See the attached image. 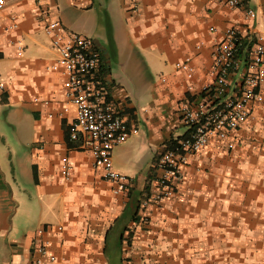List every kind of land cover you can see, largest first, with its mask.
I'll return each instance as SVG.
<instances>
[{
  "label": "crops",
  "instance_id": "crops-1",
  "mask_svg": "<svg viewBox=\"0 0 264 264\" xmlns=\"http://www.w3.org/2000/svg\"><path fill=\"white\" fill-rule=\"evenodd\" d=\"M51 20L95 41L110 99L138 128L113 149L114 169L134 182L127 192H114L88 149L68 154L76 109L65 101L62 71L52 70ZM233 25L264 44V0L236 9L224 0H6L0 139L9 124L22 147L8 160L0 147V264H35L36 232L48 225L44 239L58 261L44 264H264V107L189 158L171 206L142 204L156 188L160 153L188 132L180 108L215 80L214 50ZM187 59L192 77L176 66ZM244 71L230 75L229 94ZM67 154L73 168L64 179Z\"/></svg>",
  "mask_w": 264,
  "mask_h": 264
},
{
  "label": "built area",
  "instance_id": "built-area-1",
  "mask_svg": "<svg viewBox=\"0 0 264 264\" xmlns=\"http://www.w3.org/2000/svg\"><path fill=\"white\" fill-rule=\"evenodd\" d=\"M224 1L231 8L241 7V0ZM5 6L6 0H2L0 10ZM246 17L253 21L256 18L255 10L248 9ZM45 31L58 54L52 70L62 71L65 77V101L76 109L70 133V140L75 146L70 147L68 154L78 148L88 149L96 168L102 169L104 178L112 182L114 192L129 191L133 179L114 169L113 149L136 134L138 128L125 122L110 99L109 88L101 71L102 59L95 41L89 36L69 30L60 20L49 21ZM244 42L246 44L242 50ZM18 49L21 54V42L18 43ZM213 57L215 80L205 85V95L200 101L180 108L188 134L177 139L173 147L165 148L160 153L156 162L159 171L156 188L142 202L145 207L151 202L169 206L176 195V179L181 169L188 164L189 158L203 151L213 136L226 139L230 131L255 119L257 109L264 107V44L252 28L249 27L244 36L237 25L230 26L223 39L217 43ZM176 66L189 77L193 76L194 68L190 59ZM242 66L245 69L243 82L237 92L229 94V77ZM68 154L62 159L64 179L70 177L73 168ZM52 228V225H48L36 232L42 240L35 247V264H44L45 259L51 263L58 261L50 249L51 242L44 239Z\"/></svg>",
  "mask_w": 264,
  "mask_h": 264
},
{
  "label": "rangeland",
  "instance_id": "rangeland-1",
  "mask_svg": "<svg viewBox=\"0 0 264 264\" xmlns=\"http://www.w3.org/2000/svg\"><path fill=\"white\" fill-rule=\"evenodd\" d=\"M1 130L3 132L1 135L4 137V139H0V147L3 150L4 158H6V160H8V155L10 154V152H12V153H15V152L18 153L17 150L20 147H22V146H20V144H19L20 142L18 141V139L14 135V127L13 126H11L9 124H6V125H4L1 128ZM151 203H153V202H151ZM172 203L169 206H171ZM163 206H165V205H163ZM36 214L37 215L33 219L38 222V219H39L38 217H39V214H40V210H38ZM33 219L32 218L31 219L28 218V220H24L26 222H23V223L21 222L19 224V227L29 226V223ZM123 264H127V263L124 262Z\"/></svg>",
  "mask_w": 264,
  "mask_h": 264
},
{
  "label": "trees",
  "instance_id": "trees-1",
  "mask_svg": "<svg viewBox=\"0 0 264 264\" xmlns=\"http://www.w3.org/2000/svg\"><path fill=\"white\" fill-rule=\"evenodd\" d=\"M245 1H246V0H241L240 6H243V5L245 4ZM244 44H245V43H244ZM202 95H203V96L205 95L204 92L202 93ZM187 134H188V132H187ZM187 134H185V135L179 137L178 139L186 137ZM176 140H177V139H173V140H171V141L168 143L167 148H171V147H173V145H174V143L176 142Z\"/></svg>",
  "mask_w": 264,
  "mask_h": 264
},
{
  "label": "snow or ice",
  "instance_id": "snow-or-ice-1",
  "mask_svg": "<svg viewBox=\"0 0 264 264\" xmlns=\"http://www.w3.org/2000/svg\"><path fill=\"white\" fill-rule=\"evenodd\" d=\"M0 2H2V0H0Z\"/></svg>",
  "mask_w": 264,
  "mask_h": 264
}]
</instances>
